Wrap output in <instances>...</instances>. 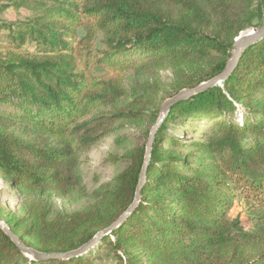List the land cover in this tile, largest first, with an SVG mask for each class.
I'll list each match as a JSON object with an SVG mask.
<instances>
[{
	"label": "trees",
	"instance_id": "trees-1",
	"mask_svg": "<svg viewBox=\"0 0 264 264\" xmlns=\"http://www.w3.org/2000/svg\"><path fill=\"white\" fill-rule=\"evenodd\" d=\"M19 1L0 0V31L10 39L0 54V179L33 195L21 216L0 206V219L27 246L68 252L133 203L146 145L127 154V168L96 188L83 209L53 213L50 199L87 196L84 157L119 122L147 115L156 122L168 98L222 73L235 38L264 26V0H61L26 21L3 20ZM79 26L107 37L100 62L118 73L145 70L148 81L128 89L78 64ZM27 42L44 54L23 53ZM191 60L205 69L165 90L160 71ZM174 123L183 134L169 132ZM236 198L249 204L254 231L230 216ZM263 222L264 39L244 51L226 80L171 107L154 138L140 201L94 248L38 261L0 227V264H264Z\"/></svg>",
	"mask_w": 264,
	"mask_h": 264
},
{
	"label": "rangeland",
	"instance_id": "rangeland-1",
	"mask_svg": "<svg viewBox=\"0 0 264 264\" xmlns=\"http://www.w3.org/2000/svg\"><path fill=\"white\" fill-rule=\"evenodd\" d=\"M61 0H21L17 6H11L1 15L2 19L8 22H21L33 18L45 4H56ZM10 44L7 37V30L0 31V54H3ZM75 51L77 63L82 65L87 63L94 75L102 79H121L124 85L131 89L137 83L144 84L148 81L145 70L126 71L118 73L105 62H100L105 52L109 51L107 37L104 32L95 31L91 36L84 26L77 28V41H75ZM23 53L33 55H43L33 42H27L21 47ZM205 63L199 60L184 62L182 67L168 68L160 71V79L165 90H170L183 76H197L205 69ZM155 119L150 115L141 120H124L118 123L116 129L102 139L93 149L85 155L86 161L79 169V175L86 189L87 196L80 201L71 203L60 198H51L50 206L53 213L73 212L83 209L92 200V192L101 184L111 181L117 174L122 172L129 165L128 153L135 148L146 145L148 135L151 132ZM179 123L169 126V132L174 134L180 132ZM183 134V131L181 132ZM192 136L188 137V141ZM168 147V146H167ZM188 148V147H187ZM185 148V149H187ZM183 152V150H181ZM33 194H18L10 185V181L0 179V206L18 216L24 214L27 200ZM232 218L238 217L244 224L246 231H254L258 228L255 222L249 220V204L242 198H236L233 208L229 212ZM260 233L264 234V222L260 224ZM103 262H108V258H102Z\"/></svg>",
	"mask_w": 264,
	"mask_h": 264
},
{
	"label": "water",
	"instance_id": "water-1",
	"mask_svg": "<svg viewBox=\"0 0 264 264\" xmlns=\"http://www.w3.org/2000/svg\"><path fill=\"white\" fill-rule=\"evenodd\" d=\"M264 39V26L261 28H250L246 31H243L238 37L235 38L234 43V50L232 57L229 59L228 64L225 70L218 74L217 76L213 77L212 79L202 82L198 86L194 88H183L174 96L168 98L161 107L160 115L158 116L155 124L153 125L151 132L148 136V140L146 143V151L144 157L143 167L139 177V183L136 189V194L133 203L130 207L122 214V216L111 226L105 228L97 233V235L88 241L86 244L82 245L81 247L68 251V252H41L35 249L34 247L27 246L24 242L20 239V237L15 234L9 226L0 219V227L4 230V232L13 240V242L19 247V249L28 257L34 260H47V259H69L81 256L87 252H89L92 248H94L101 238L108 235L111 230L117 226L118 224L122 223L126 218L133 212L135 206L140 201V192L141 188L144 185L146 178H147V171L150 162V155L152 151V145L154 142L155 135L158 131V127L160 124L168 117L169 111L171 107L180 102L181 100L187 99L190 96L207 90L215 85L223 82L226 80L234 68L239 63V60L244 53V51L249 48L251 45L257 43L258 41Z\"/></svg>",
	"mask_w": 264,
	"mask_h": 264
}]
</instances>
